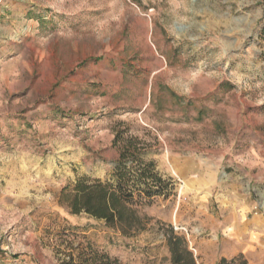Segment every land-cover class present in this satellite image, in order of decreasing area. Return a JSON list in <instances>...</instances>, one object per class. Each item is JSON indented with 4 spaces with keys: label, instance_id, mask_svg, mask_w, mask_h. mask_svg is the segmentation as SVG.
Segmentation results:
<instances>
[{
    "label": "rangeland",
    "instance_id": "374dc122",
    "mask_svg": "<svg viewBox=\"0 0 264 264\" xmlns=\"http://www.w3.org/2000/svg\"><path fill=\"white\" fill-rule=\"evenodd\" d=\"M132 137L174 189L129 238L61 198ZM160 222L264 264V0H0V264H170Z\"/></svg>",
    "mask_w": 264,
    "mask_h": 264
},
{
    "label": "trees",
    "instance_id": "16d2710c",
    "mask_svg": "<svg viewBox=\"0 0 264 264\" xmlns=\"http://www.w3.org/2000/svg\"><path fill=\"white\" fill-rule=\"evenodd\" d=\"M121 140L122 134L117 132L115 144ZM123 144L109 177H78L72 185L63 187L61 201L68 204L71 214H86L130 238L147 230L152 219L141 216L139 208L151 206L158 196H169L174 189V181L163 177L153 160L145 159L147 145L142 139L132 137L124 140ZM160 225L170 250V264H197L185 236L175 231L173 225L162 222ZM63 263L116 264L117 259L86 240L85 245L73 243L72 251ZM216 264L251 263L239 254L232 258L221 257Z\"/></svg>",
    "mask_w": 264,
    "mask_h": 264
},
{
    "label": "crops",
    "instance_id": "0c3cea01",
    "mask_svg": "<svg viewBox=\"0 0 264 264\" xmlns=\"http://www.w3.org/2000/svg\"><path fill=\"white\" fill-rule=\"evenodd\" d=\"M184 163H183V161L181 160V162H180V164L179 165H183ZM183 171V167L181 168V172ZM73 216H78V215H73ZM89 220H92V221H94V219H90L89 218ZM96 222H101V221H97L96 220Z\"/></svg>",
    "mask_w": 264,
    "mask_h": 264
}]
</instances>
